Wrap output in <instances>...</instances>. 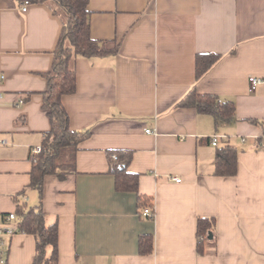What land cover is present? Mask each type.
<instances>
[{
  "label": "crops",
  "instance_id": "1",
  "mask_svg": "<svg viewBox=\"0 0 264 264\" xmlns=\"http://www.w3.org/2000/svg\"><path fill=\"white\" fill-rule=\"evenodd\" d=\"M22 6L0 0V225L16 224L6 216L17 200L41 205L45 224L57 223L54 264H264V0H88L90 36L118 49L75 59L62 105L70 128L89 133L76 172L46 175L41 193L29 185L31 149L50 129L42 74L62 20L46 3ZM208 52L221 58L196 80L195 55ZM250 76L262 79L253 91ZM193 87L233 101L234 118L176 106ZM213 135L237 150L235 175L214 174ZM110 151L130 153L136 192L116 190ZM198 217L215 220L203 254ZM145 234L151 254L138 250ZM34 254L32 234L0 237V264Z\"/></svg>",
  "mask_w": 264,
  "mask_h": 264
},
{
  "label": "trees",
  "instance_id": "2",
  "mask_svg": "<svg viewBox=\"0 0 264 264\" xmlns=\"http://www.w3.org/2000/svg\"><path fill=\"white\" fill-rule=\"evenodd\" d=\"M21 5L46 3L52 12L62 20V29L53 51V62L49 71L43 73L47 81L42 93V108L50 120V129L44 134L41 151L32 161L30 186L41 193L43 179L53 175L64 179L76 172V153L79 143L88 135V131L72 130L68 114L62 105V97L76 89L74 61L78 57L90 58L117 52V43L109 45L107 41L95 40L90 36L88 0H18ZM218 53H198L195 55V79H200L219 59ZM176 106L192 107L200 113L211 114L216 122H228L234 118V103L231 100L209 94L199 93L195 87L177 103ZM116 153L117 159L110 155L109 171L114 175L115 188L118 191H137L138 175L129 172L127 165L130 153ZM237 150L228 141L216 146L214 174L233 176L237 172ZM16 198V197H15ZM141 202L145 199L138 196ZM15 210L17 232L32 234L35 238V254L32 264H54L58 260L57 223L46 225L41 205L27 207L17 200ZM215 220L212 217H198L196 222V250L205 252V244L212 236ZM51 247L49 256L46 247ZM138 250L140 254H151L153 237L150 234L140 236Z\"/></svg>",
  "mask_w": 264,
  "mask_h": 264
},
{
  "label": "built area",
  "instance_id": "3",
  "mask_svg": "<svg viewBox=\"0 0 264 264\" xmlns=\"http://www.w3.org/2000/svg\"><path fill=\"white\" fill-rule=\"evenodd\" d=\"M21 9H22V11H25L26 10V5H23ZM261 82H262V79L260 77L250 76L248 78L249 90L253 91L256 88V86L258 84H260ZM263 121H264V119H263ZM145 131L146 132H151V130H149V129H146ZM219 138H220L219 135H213L211 137L210 143L213 146H217ZM3 141L5 142V140H3ZM260 145L264 147V135L261 137ZM40 151H41L40 146L33 147L31 149L32 160L36 159V156H37V154ZM111 158L113 160H116L117 159V155L115 153H113L111 155ZM173 180H175L176 182H179L180 178H175L174 177ZM141 215L144 216V217L152 218L153 215H154V211H153V209L151 207H144L142 212H141ZM15 220H16V215H15L14 212L7 214V216H6V221L7 222L11 223V222H13ZM15 232H17L16 224L15 225H11V224L0 225V237L2 235L10 236V235L14 234Z\"/></svg>",
  "mask_w": 264,
  "mask_h": 264
},
{
  "label": "water",
  "instance_id": "4",
  "mask_svg": "<svg viewBox=\"0 0 264 264\" xmlns=\"http://www.w3.org/2000/svg\"><path fill=\"white\" fill-rule=\"evenodd\" d=\"M212 236L211 235H209V238H211Z\"/></svg>",
  "mask_w": 264,
  "mask_h": 264
}]
</instances>
